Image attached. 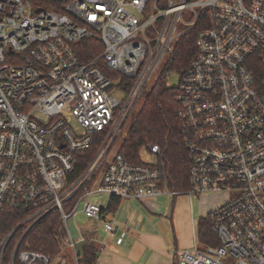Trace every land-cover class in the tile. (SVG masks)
I'll list each match as a JSON object with an SVG mask.
<instances>
[{
  "label": "built area",
  "instance_id": "1",
  "mask_svg": "<svg viewBox=\"0 0 264 264\" xmlns=\"http://www.w3.org/2000/svg\"><path fill=\"white\" fill-rule=\"evenodd\" d=\"M202 19L188 68L166 75L179 77L191 159L190 188L172 191L158 146L143 148L144 164L108 157L173 41ZM87 40L102 52L85 60L77 47ZM101 138L78 173L80 155ZM208 195H228L210 211L221 245L202 248L195 237L177 264H264V0H0L1 211L21 212L29 228L59 212L78 264L85 238L73 240L68 226L77 212L117 232L101 196ZM13 233L0 242V264ZM54 260L19 254V264Z\"/></svg>",
  "mask_w": 264,
  "mask_h": 264
},
{
  "label": "trees",
  "instance_id": "2",
  "mask_svg": "<svg viewBox=\"0 0 264 264\" xmlns=\"http://www.w3.org/2000/svg\"><path fill=\"white\" fill-rule=\"evenodd\" d=\"M205 28L202 19L197 26L181 35L166 65L156 75L141 109L134 114L131 127L119 148V153L130 163L144 164L143 148L148 145L158 146L161 150V160L169 171L168 185L172 191L182 192L190 188L191 159L182 133L183 123L180 116L182 106L177 100L178 89L168 86L166 75L168 72L182 73L188 68L197 51L198 35ZM77 49L81 57L88 60L102 52V45L98 40H87L78 44ZM101 145L102 138L87 153L80 155L78 173L91 164ZM121 202L120 198H111L104 212H115ZM25 219L26 216L19 211L0 210V242L14 232L6 249L4 264H10L21 240L19 254L23 251H33L56 258L62 252L67 237L60 213L57 211L49 213L32 228H29L28 223L22 224ZM92 233L95 231H87L88 238H85L80 249L77 248L78 264L98 263L100 249L92 239ZM197 239L202 248L221 245L212 229L210 212L198 220ZM19 254L16 264H19Z\"/></svg>",
  "mask_w": 264,
  "mask_h": 264
},
{
  "label": "crops",
  "instance_id": "3",
  "mask_svg": "<svg viewBox=\"0 0 264 264\" xmlns=\"http://www.w3.org/2000/svg\"><path fill=\"white\" fill-rule=\"evenodd\" d=\"M166 197L141 202L122 200L125 204L121 202L118 210L108 213L107 220L114 223L117 232L107 233L101 224L106 235L101 243L97 242L96 232L91 234L100 249L97 264H175L176 252L191 250L195 235L172 244L167 229L162 227L160 209ZM178 198H174V203ZM109 201L108 198V204Z\"/></svg>",
  "mask_w": 264,
  "mask_h": 264
},
{
  "label": "rangeland",
  "instance_id": "4",
  "mask_svg": "<svg viewBox=\"0 0 264 264\" xmlns=\"http://www.w3.org/2000/svg\"><path fill=\"white\" fill-rule=\"evenodd\" d=\"M186 19H188V17H186ZM180 29L183 30L182 24H180L179 26V30ZM176 42L177 39L173 41L172 47H174ZM169 57L170 55L166 53L161 59L156 73L151 77L146 88L142 92L134 108L133 114L130 116L124 129L120 133L116 145L110 152L108 159H111L119 151V148L131 127L134 114L141 109L147 95L149 94L154 84L156 74L166 65ZM167 84L169 87H177L179 84V77L175 74H172L170 77H168ZM227 198L228 195H208L199 198H188L186 196H181L176 200V203H174L173 197L167 196L166 198H164L165 200L160 209V217L162 221V227L164 231H166L167 229L168 236L172 244L175 243V240L187 237L191 238V235H195L197 237V229L195 228H197L198 220L206 216L209 211L223 205L226 202ZM100 201H102L104 207H107L108 197L101 196ZM125 202L126 201H122V205L125 204ZM193 225L195 230L192 228ZM68 226L72 233L73 240L88 238L87 231L89 230H93L96 232L98 236L97 242L101 243L106 239V235L101 223L86 216L82 212V210L77 212V214L69 220ZM81 245L82 244L78 246V249H80ZM63 256H65L69 260V264L75 263V260L71 255V249L69 248L68 243L64 244L62 252H60L58 256H56L53 264L58 263Z\"/></svg>",
  "mask_w": 264,
  "mask_h": 264
},
{
  "label": "water",
  "instance_id": "5",
  "mask_svg": "<svg viewBox=\"0 0 264 264\" xmlns=\"http://www.w3.org/2000/svg\"><path fill=\"white\" fill-rule=\"evenodd\" d=\"M33 226H31V228H32ZM21 242H22V240H21ZM21 242H20V244H21ZM19 244V245H20ZM19 245H18V248H19ZM18 248H17V250H16V252H15V256H16V254H17V251H18Z\"/></svg>",
  "mask_w": 264,
  "mask_h": 264
}]
</instances>
